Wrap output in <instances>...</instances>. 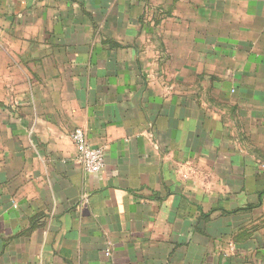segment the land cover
Instances as JSON below:
<instances>
[{"label":"crops","instance_id":"obj_1","mask_svg":"<svg viewBox=\"0 0 264 264\" xmlns=\"http://www.w3.org/2000/svg\"><path fill=\"white\" fill-rule=\"evenodd\" d=\"M0 264H264V0H0Z\"/></svg>","mask_w":264,"mask_h":264},{"label":"built area","instance_id":"obj_2","mask_svg":"<svg viewBox=\"0 0 264 264\" xmlns=\"http://www.w3.org/2000/svg\"><path fill=\"white\" fill-rule=\"evenodd\" d=\"M70 139L75 145V161L80 168L88 174L101 173L105 166L103 151L100 148L90 146L81 129H75L70 134Z\"/></svg>","mask_w":264,"mask_h":264}]
</instances>
